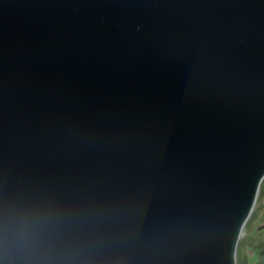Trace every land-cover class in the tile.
<instances>
[{
    "label": "water",
    "instance_id": "water-1",
    "mask_svg": "<svg viewBox=\"0 0 264 264\" xmlns=\"http://www.w3.org/2000/svg\"><path fill=\"white\" fill-rule=\"evenodd\" d=\"M264 180V0H0V264H236Z\"/></svg>",
    "mask_w": 264,
    "mask_h": 264
},
{
    "label": "rangeland",
    "instance_id": "rangeland-1",
    "mask_svg": "<svg viewBox=\"0 0 264 264\" xmlns=\"http://www.w3.org/2000/svg\"><path fill=\"white\" fill-rule=\"evenodd\" d=\"M262 192L260 198H257L251 214L254 213V217L247 221V227L244 228L240 237L239 243H243V245L237 250L236 264L242 263L245 256L249 255L253 259L248 258V264H259L261 262V256L255 248L262 249L264 247V186ZM253 249L256 251L255 254L251 252Z\"/></svg>",
    "mask_w": 264,
    "mask_h": 264
},
{
    "label": "trees",
    "instance_id": "trees-1",
    "mask_svg": "<svg viewBox=\"0 0 264 264\" xmlns=\"http://www.w3.org/2000/svg\"><path fill=\"white\" fill-rule=\"evenodd\" d=\"M263 186H264V182L262 181V183H261V187H260V191H259V195H258V198H260V196H261V192L263 191ZM262 194H263V192H262ZM251 217H254V213H253V215H251L250 216V218ZM249 218V219H250ZM252 219V218H251ZM247 227V224L245 225V228ZM243 245V243H239V245H238V248H237V250H239L240 249V247ZM256 250H258V252H259V254H260V256H261V262H259V264H264V247L262 248V249H259V248H255ZM251 252L252 253H254L255 254V250L253 249V250H251ZM250 256V255H249ZM249 256H245V258L243 259V261H242V263H240V264H248L247 263V260H249L251 257H249ZM249 258V259H248ZM251 259H253V258H251Z\"/></svg>",
    "mask_w": 264,
    "mask_h": 264
}]
</instances>
